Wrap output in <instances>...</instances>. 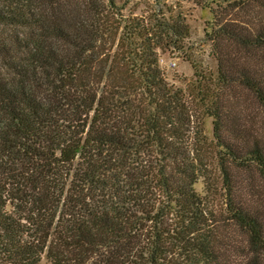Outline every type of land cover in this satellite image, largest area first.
Masks as SVG:
<instances>
[{"label":"trees","instance_id":"16d2710c","mask_svg":"<svg viewBox=\"0 0 264 264\" xmlns=\"http://www.w3.org/2000/svg\"><path fill=\"white\" fill-rule=\"evenodd\" d=\"M194 1L217 76L192 62L186 90L160 64L180 11L0 0V264H264V0ZM198 103L221 185L189 147Z\"/></svg>","mask_w":264,"mask_h":264},{"label":"rangeland","instance_id":"374dc122","mask_svg":"<svg viewBox=\"0 0 264 264\" xmlns=\"http://www.w3.org/2000/svg\"><path fill=\"white\" fill-rule=\"evenodd\" d=\"M115 2L121 12L131 17L138 16L148 19L155 14L154 12H158L159 9L165 10L167 12L166 16H169L168 10L171 9L174 10L172 12H182L186 22L190 26V37L185 41V51L172 50V48L168 51H160V64L164 68L170 82L186 90L194 89L200 78L196 74L192 62L197 65L198 72H203L206 76H217V61L212 53V41L206 35L207 26L214 19L209 7L199 5L194 0H115ZM172 62H175L176 65H172ZM197 105V113L199 115L198 118L195 116L193 128L189 132V147L194 151L193 148L197 145L195 139L199 140V138L204 136L207 142L202 143V140H199L197 148L200 151L198 153L204 158L202 163L208 169L207 174L212 179H215V186L217 184L221 185L222 171L218 165L219 158L216 153L218 147L214 136V118L204 113L202 103H198ZM197 119H200V122H202V129L198 128L199 123ZM198 129H200V132L197 131ZM193 142H196V144H192ZM194 153L196 152L194 151ZM209 181H205L202 177L196 184L197 190L202 192V194L207 193L206 189ZM242 186L244 189V185ZM243 189L242 191L246 193ZM242 238L243 245L246 242V238ZM40 264H50V262L44 256Z\"/></svg>","mask_w":264,"mask_h":264},{"label":"built area","instance_id":"2783aa9c","mask_svg":"<svg viewBox=\"0 0 264 264\" xmlns=\"http://www.w3.org/2000/svg\"><path fill=\"white\" fill-rule=\"evenodd\" d=\"M172 65H176V63L175 62H172Z\"/></svg>","mask_w":264,"mask_h":264}]
</instances>
